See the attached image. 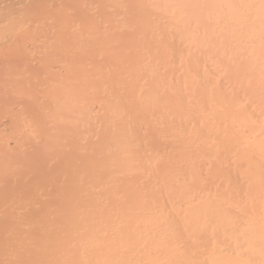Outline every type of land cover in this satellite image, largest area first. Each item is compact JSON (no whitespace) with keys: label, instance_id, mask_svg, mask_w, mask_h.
Instances as JSON below:
<instances>
[{"label":"bare ground","instance_id":"bare-ground-1","mask_svg":"<svg viewBox=\"0 0 264 264\" xmlns=\"http://www.w3.org/2000/svg\"><path fill=\"white\" fill-rule=\"evenodd\" d=\"M0 126V264H264V0H0Z\"/></svg>","mask_w":264,"mask_h":264},{"label":"rangeland","instance_id":"rangeland-1","mask_svg":"<svg viewBox=\"0 0 264 264\" xmlns=\"http://www.w3.org/2000/svg\"><path fill=\"white\" fill-rule=\"evenodd\" d=\"M1 11L4 12V9L1 10ZM1 114H3V113H1ZM4 115H5V113H4ZM1 118H2V117H1ZM0 128H1V126H0ZM1 165H2V164H1ZM1 167H4V166L2 165ZM1 167H0V169H1ZM1 170H3V169H1ZM1 170H0V172H1ZM8 170H9V169H7V171H8ZM3 171H5V168H4ZM8 172H9V171H8ZM10 172H11V171H10ZM5 173H6V172H5ZM5 173H2V172H1V174H2L1 177H2V178H4L3 174H5ZM5 175H7V173H6ZM20 175H21V174H20ZM7 176H9V173H8ZM7 176H6V177H7ZM7 178H8V177H7ZM5 181H6V180H5ZM37 181H41V180L37 179ZM0 182H3V181H0ZM40 183L42 184V182H40ZM2 184H4V183H2ZM0 186H1V183H0ZM0 189H1V187H0ZM5 196H7V195H5ZM8 196H9V195H8ZM26 196H28V195H26ZM26 196H24V197L27 199ZM24 197H22L23 200H24ZM33 197H34V196H33ZM5 198H8V197H4V196H3L1 199H3V201L5 202V200H4ZM31 198H32V197H31ZM1 199H0V201H1L0 203L3 202ZM9 199H12V198L9 197ZM9 199H7V200L9 201ZM26 199H25V200H26ZM7 200H6V201H7ZM23 200L20 199V205H21V201L23 202ZM10 201H12V200H10ZM13 202H14V201H13ZM17 202H19V201H17ZM5 203H7V202H5ZM11 203H12V202H11ZM11 203L9 202L10 205H11ZM24 203H25V202H24ZM24 203H23V204H24ZM2 204H3V203H2ZM16 204H17V203H16ZM20 205H19V204H18V205H15V202H14L13 205H12L13 207H10V206H8V204H7V205L5 204V205H3V206L0 205V209H2V207H3V209H5V210H7L5 207H9V208L14 209L15 206H20ZM23 206H24V205H23ZM9 208H8V209H9ZM2 212H3V211H2ZM2 212H1V213H2ZM1 213H0V215H1ZM3 214H4V212H3ZM7 217H8V216H7ZM32 217H33V216H32ZM2 218H5V217H4V216H3V217L1 216V217H0V222H3V220H4V222H5L6 224H3L4 222H3L2 224H3L4 226L6 225V227L3 226V227H4V228H3V227H2V224H0V232H3V231H1V230L6 228L7 230H5V232H7V235H9V236L13 235V233L16 232V231H14L15 228H12L13 225H12L11 222L14 221L13 219H14L15 217H14L13 219H12V217H11L12 221H10V220L8 219L9 222L7 221V218H6V219H2ZM8 218H9V217H8ZM15 219H16V218H15ZM32 220H34V221H36V222H37V220H38V222L40 221L39 219H37V218H35V217H33ZM10 223H11L12 226H10ZM9 226H10V227H9ZM14 226H15V225H14ZM8 228H10V229H8ZM11 228H12V229H11ZM11 230H13L14 232H12ZM16 230H17V227H16ZM9 231H10V232H9ZM17 231H18V230H17ZM8 232H9V234H8ZM11 232H12V234H11ZM16 233H18V232H16ZM3 234H5V233H3ZM0 235H1V233H0ZM5 235H6V234H5ZM5 235H4V236L1 235L2 237L0 236V242H1V243H5V241H6V237H7V236H5ZM14 235H16V234L14 233ZM14 235H13V236H14ZM3 238H4V239H3ZM1 240H2V241H1ZM3 240H5V241H3ZM0 245H2V244H0Z\"/></svg>","mask_w":264,"mask_h":264}]
</instances>
